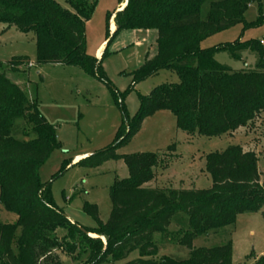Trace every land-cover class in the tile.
Returning a JSON list of instances; mask_svg holds the SVG:
<instances>
[{
    "label": "trees",
    "instance_id": "trees-1",
    "mask_svg": "<svg viewBox=\"0 0 264 264\" xmlns=\"http://www.w3.org/2000/svg\"><path fill=\"white\" fill-rule=\"evenodd\" d=\"M204 1L123 0L125 6L113 13L112 37L121 30L156 31V53L132 73L133 81L168 70L177 75L178 82L157 85L140 95V107L131 122L122 94L111 89L121 112L115 138L76 164L96 168L121 159L128 175L115 179L109 189L111 210L105 222L99 219L96 205L84 204V211L97 223L94 228L72 223L53 205L39 169L52 150L60 147L55 128L41 114L36 100L30 101L6 77L5 70L0 71V204L17 216L13 224L0 221V264H62L58 252L74 257L80 251H89V264H101L124 260L134 250L139 257L122 264H232L230 242L211 248H196L192 243L232 225L239 214L264 207V184L254 152L232 145L206 154L205 170L211 178L206 189L146 187L156 176L158 152L117 153L139 131L142 121L157 111H169L182 132L216 137L234 132L264 110V48L260 41L201 47L204 39L243 23L252 3L259 6L256 23H261V0L211 1L202 18ZM65 2L68 9L55 0H0V25L33 33L37 64L75 66L107 83L101 68L105 52L101 59L86 53L85 23L98 0ZM243 47L256 52L255 68L231 70L213 58L218 50L232 53ZM28 63L26 57L13 56L0 65L16 71ZM16 118L26 120L33 139L22 142L12 137ZM177 218L183 226L173 235L168 227ZM155 234L162 239L171 234L172 242L188 250L187 259L155 258ZM253 264H264V257Z\"/></svg>",
    "mask_w": 264,
    "mask_h": 264
},
{
    "label": "rangeland",
    "instance_id": "rangeland-1",
    "mask_svg": "<svg viewBox=\"0 0 264 264\" xmlns=\"http://www.w3.org/2000/svg\"><path fill=\"white\" fill-rule=\"evenodd\" d=\"M55 1L69 8L65 0ZM211 1L215 0H205L202 4V18ZM122 2L98 0L92 17L85 23L87 54L96 57L98 46L106 40L98 58L101 59L105 52L101 68L107 83L84 74L75 66L37 64L33 33H21L14 27L5 32L0 29V64L19 56L26 57L33 65L21 66L16 71L6 70L0 65V71L5 70L6 77L30 101L36 100L41 114L54 126L60 143V147L52 150L40 167V181L49 185L53 205L73 223L87 229L94 228L97 223L84 211V204L96 205L99 219L105 222L111 210L109 189L115 179L128 175L121 159L107 161L96 168L71 162L77 155L85 158L113 142L121 123V112L111 89L122 94V104L131 122L139 110L140 95L148 94L157 85L178 82L177 75L168 70H161L138 83L133 81L132 73L155 46L156 33L154 30H121L112 37L115 29L109 32L110 19L114 12L121 10ZM261 10L264 14V0H261ZM258 15L259 6L252 3L244 14L243 23L204 39L201 47L262 41L260 46L264 48V19L256 23ZM213 58L231 70L253 69L258 61L256 52L244 47L235 48L232 53L218 50ZM11 135L22 142L35 137L24 118L13 121ZM232 145H240L244 151L255 153L260 183L264 184V110L234 132L216 137L182 132L176 128L175 117L169 111H162L145 118L139 131L117 153L158 152L160 163L156 167L157 179L153 184L157 187L206 189L211 186V178L205 170V155ZM0 221L13 224L17 216L0 204ZM182 226L177 218L168 230L174 235ZM59 234L63 235L64 231L60 230ZM94 236L97 237H91ZM170 237L171 234L162 239L160 234H155L158 247L155 258L187 259L188 250L172 242ZM102 242L105 245V239L102 238ZM228 242L232 247V264H253L264 257V207L256 212L239 214L232 225L199 236L192 244L196 248H211ZM58 253L62 264H89L92 261L89 251L76 252L74 257ZM138 257V250H134L124 260L101 264H122Z\"/></svg>",
    "mask_w": 264,
    "mask_h": 264
},
{
    "label": "crops",
    "instance_id": "crops-1",
    "mask_svg": "<svg viewBox=\"0 0 264 264\" xmlns=\"http://www.w3.org/2000/svg\"><path fill=\"white\" fill-rule=\"evenodd\" d=\"M125 4H126V2H124V3H122L121 5H120V7L119 8H122V7H124L125 6ZM0 29H1V31L2 32H5L6 30H8L9 28H6L4 25H0ZM115 29V24L113 23V16L111 17V19H110V23H109V32H111L112 30H114ZM155 31V30H154ZM155 33H156V31H155ZM155 39H156V34H155ZM106 40L104 39L102 42H101V44L98 46V48H97V50H96V52H95V56L98 58L99 56H100V54H101V50H102V48L104 47V42H105ZM155 53H156V44H155V46H154V48L152 49V51H150L146 56H145V58L146 57H148V58H151L153 55H155ZM99 59V58H98ZM33 66V65H32ZM62 66H64V65H62ZM159 112H162V111H157L156 113H154L153 115H156L157 113H159ZM152 115V116H153ZM147 119V118H146ZM82 158V155H77V156H75L74 158H73V160L71 161L72 163H76L78 160H80ZM156 179H157V175L154 177V179H152L151 181H149L148 183H146L145 184V186L146 187H157L156 185H153V184H155L156 183ZM152 181H153V183H152ZM70 220V219H69ZM71 221V220H70ZM72 222V221H71ZM73 223V222H72ZM90 236H92V234H89Z\"/></svg>",
    "mask_w": 264,
    "mask_h": 264
},
{
    "label": "built area",
    "instance_id": "built-area-1",
    "mask_svg": "<svg viewBox=\"0 0 264 264\" xmlns=\"http://www.w3.org/2000/svg\"><path fill=\"white\" fill-rule=\"evenodd\" d=\"M260 43H262V41H260ZM27 66H28V67H31V66H32V63L29 62V63L27 64Z\"/></svg>",
    "mask_w": 264,
    "mask_h": 264
},
{
    "label": "bare ground",
    "instance_id": "bare-ground-1",
    "mask_svg": "<svg viewBox=\"0 0 264 264\" xmlns=\"http://www.w3.org/2000/svg\"><path fill=\"white\" fill-rule=\"evenodd\" d=\"M93 236V235H92ZM95 237V236H94Z\"/></svg>",
    "mask_w": 264,
    "mask_h": 264
},
{
    "label": "water",
    "instance_id": "water-1",
    "mask_svg": "<svg viewBox=\"0 0 264 264\" xmlns=\"http://www.w3.org/2000/svg\"><path fill=\"white\" fill-rule=\"evenodd\" d=\"M122 9V8H121Z\"/></svg>",
    "mask_w": 264,
    "mask_h": 264
}]
</instances>
